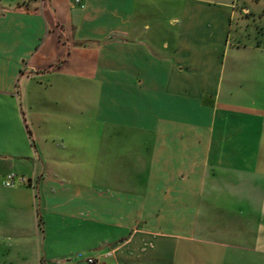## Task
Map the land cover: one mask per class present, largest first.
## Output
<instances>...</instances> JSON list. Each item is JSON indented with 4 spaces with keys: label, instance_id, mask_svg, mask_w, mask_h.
<instances>
[{
    "label": "crops",
    "instance_id": "obj_1",
    "mask_svg": "<svg viewBox=\"0 0 264 264\" xmlns=\"http://www.w3.org/2000/svg\"><path fill=\"white\" fill-rule=\"evenodd\" d=\"M78 256L264 264V0H0V264Z\"/></svg>",
    "mask_w": 264,
    "mask_h": 264
},
{
    "label": "built area",
    "instance_id": "obj_2",
    "mask_svg": "<svg viewBox=\"0 0 264 264\" xmlns=\"http://www.w3.org/2000/svg\"><path fill=\"white\" fill-rule=\"evenodd\" d=\"M87 0H72V5H83ZM25 179L23 177H17L15 175H9L7 177V180L5 182V186L7 188H13L16 186V184H24ZM95 259L91 257H82L78 256L75 260H61L58 261L56 264H95Z\"/></svg>",
    "mask_w": 264,
    "mask_h": 264
},
{
    "label": "rangeland",
    "instance_id": "obj_3",
    "mask_svg": "<svg viewBox=\"0 0 264 264\" xmlns=\"http://www.w3.org/2000/svg\"><path fill=\"white\" fill-rule=\"evenodd\" d=\"M4 2H6V0H4Z\"/></svg>",
    "mask_w": 264,
    "mask_h": 264
}]
</instances>
